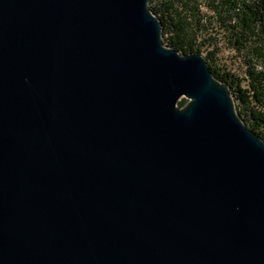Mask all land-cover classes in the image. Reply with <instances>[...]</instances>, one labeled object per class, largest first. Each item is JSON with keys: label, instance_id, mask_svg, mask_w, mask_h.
Listing matches in <instances>:
<instances>
[{"label": "water", "instance_id": "water-1", "mask_svg": "<svg viewBox=\"0 0 264 264\" xmlns=\"http://www.w3.org/2000/svg\"><path fill=\"white\" fill-rule=\"evenodd\" d=\"M149 1L0 0V264H264V139Z\"/></svg>", "mask_w": 264, "mask_h": 264}, {"label": "trees", "instance_id": "trees-1", "mask_svg": "<svg viewBox=\"0 0 264 264\" xmlns=\"http://www.w3.org/2000/svg\"><path fill=\"white\" fill-rule=\"evenodd\" d=\"M149 7L164 42L182 54H202L264 139V0H150Z\"/></svg>", "mask_w": 264, "mask_h": 264}, {"label": "rangeland", "instance_id": "rangeland-1", "mask_svg": "<svg viewBox=\"0 0 264 264\" xmlns=\"http://www.w3.org/2000/svg\"><path fill=\"white\" fill-rule=\"evenodd\" d=\"M182 100L186 101L185 104L188 102V99H187L186 97H182L180 101H182ZM180 101H179V102H180ZM235 103H236V101H235ZM185 104H184V105H185ZM184 105H183V106H184Z\"/></svg>", "mask_w": 264, "mask_h": 264}]
</instances>
